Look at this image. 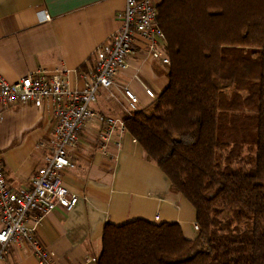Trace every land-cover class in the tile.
<instances>
[{"label":"trees","instance_id":"1","mask_svg":"<svg viewBox=\"0 0 264 264\" xmlns=\"http://www.w3.org/2000/svg\"><path fill=\"white\" fill-rule=\"evenodd\" d=\"M158 12L169 83L124 124L200 232L107 224L97 264H264V0H162Z\"/></svg>","mask_w":264,"mask_h":264},{"label":"crops","instance_id":"2","mask_svg":"<svg viewBox=\"0 0 264 264\" xmlns=\"http://www.w3.org/2000/svg\"><path fill=\"white\" fill-rule=\"evenodd\" d=\"M125 7L126 0H0V76L15 83L40 69H65L70 87L83 89L94 69L96 50L121 29ZM129 65L114 88L99 89L93 105L122 122L129 115L125 88L140 99L144 110L153 103L144 86L158 97L169 83L167 67L151 58L143 42H137ZM53 129L48 107L0 106V160L14 188L30 187L45 164L40 145L50 141ZM118 133L104 146L100 125L91 123L70 153L75 168L66 169L63 179L79 201L71 211L58 208L44 217L37 230L41 244L56 252V264H97L107 224L176 222L187 239L199 234L193 229V205L128 131L120 140ZM0 264L38 260L30 245L22 243L12 246Z\"/></svg>","mask_w":264,"mask_h":264},{"label":"built area","instance_id":"3","mask_svg":"<svg viewBox=\"0 0 264 264\" xmlns=\"http://www.w3.org/2000/svg\"><path fill=\"white\" fill-rule=\"evenodd\" d=\"M161 1L126 0L122 27L96 50L94 69L81 90L70 87V72L65 69L53 73L40 69L15 83L0 76L1 107H48L54 119L52 138L40 145L46 152L45 164L32 177L29 188H14L0 160V263L6 260L12 246L22 243L30 245L38 264L57 263L56 252L41 244L37 230L44 217L58 208L71 211L79 201L78 195L65 186L63 172L75 168L70 153L78 147L81 132L91 123L99 124L100 141L105 146L116 132L120 140L121 133L127 131L124 122L94 109L99 89L116 86L117 79L130 66L138 41L144 43L153 60L170 65L166 35L158 23ZM144 90L152 101L157 98L151 88L144 86ZM124 96L129 115L140 110V99L133 91L125 88ZM193 229L199 233V224L195 223Z\"/></svg>","mask_w":264,"mask_h":264},{"label":"rangeland","instance_id":"4","mask_svg":"<svg viewBox=\"0 0 264 264\" xmlns=\"http://www.w3.org/2000/svg\"><path fill=\"white\" fill-rule=\"evenodd\" d=\"M230 92V91H229Z\"/></svg>","mask_w":264,"mask_h":264}]
</instances>
